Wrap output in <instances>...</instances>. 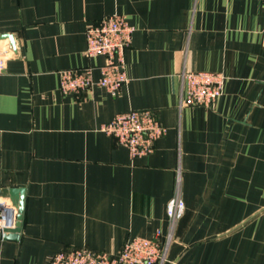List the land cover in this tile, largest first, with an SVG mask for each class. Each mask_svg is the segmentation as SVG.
I'll list each match as a JSON object with an SVG mask.
<instances>
[{
    "label": "crops",
    "instance_id": "1",
    "mask_svg": "<svg viewBox=\"0 0 264 264\" xmlns=\"http://www.w3.org/2000/svg\"><path fill=\"white\" fill-rule=\"evenodd\" d=\"M112 13L135 28L128 81L62 92V70L94 66L99 80L86 28ZM4 34L17 49L0 74V188H25L26 205L0 264L165 236L176 193L186 209L163 264H264V0H0ZM183 71L222 72V95L189 105ZM131 109L167 128L148 155L101 129Z\"/></svg>",
    "mask_w": 264,
    "mask_h": 264
},
{
    "label": "built area",
    "instance_id": "2",
    "mask_svg": "<svg viewBox=\"0 0 264 264\" xmlns=\"http://www.w3.org/2000/svg\"><path fill=\"white\" fill-rule=\"evenodd\" d=\"M134 26L124 14L112 13L86 28V54L93 58L104 55L105 62L99 66L101 76L94 80V66L60 71V88L64 93H80L98 84L112 94L128 81L125 51L132 42ZM17 45V44H16ZM10 44L0 41V74L6 69L13 55ZM185 99L189 105L210 107L222 95L225 75L222 72L183 71ZM101 129L113 136L117 143L129 149L132 157L148 155L155 150L156 141L166 131L152 109H131L120 112ZM186 204L176 193L167 204L170 222L169 232L163 236L159 230L153 237L129 238L121 251L110 254L78 246L50 256L49 264H163L173 239V227L184 215ZM19 207L9 197L0 196L1 237L17 226Z\"/></svg>",
    "mask_w": 264,
    "mask_h": 264
},
{
    "label": "water",
    "instance_id": "3",
    "mask_svg": "<svg viewBox=\"0 0 264 264\" xmlns=\"http://www.w3.org/2000/svg\"><path fill=\"white\" fill-rule=\"evenodd\" d=\"M9 38L10 46L13 50L17 49L15 36L12 34H4L2 38ZM0 196L9 197L12 201L16 202L19 207L18 222L15 229L10 230L2 237L7 240H17L22 230V223L26 205V190L22 187H5L0 188ZM1 236V235H0Z\"/></svg>",
    "mask_w": 264,
    "mask_h": 264
}]
</instances>
